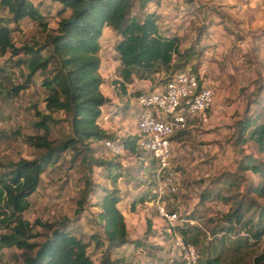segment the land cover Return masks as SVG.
<instances>
[{
  "label": "rangeland",
  "instance_id": "rangeland-1",
  "mask_svg": "<svg viewBox=\"0 0 264 264\" xmlns=\"http://www.w3.org/2000/svg\"><path fill=\"white\" fill-rule=\"evenodd\" d=\"M172 1L161 0L160 4L151 3L147 10L154 11L156 10L154 7L160 5L168 7ZM184 2V10L179 11L178 7L177 11L180 12L181 19L188 24L186 33L195 34V31L198 33L207 29L211 30L213 36L218 37L215 28L221 26L222 32L230 31L238 37L239 29L236 26L230 27L229 21L217 20L212 14L213 10H220L217 6L213 8L215 2L206 1L205 6L192 0ZM59 7V3L54 4L51 0H45L41 7L46 14L49 32L58 26ZM0 14L5 17L10 16L8 9L1 7ZM167 18L169 17L165 16L160 21L165 32H169L167 27L169 24L165 22ZM10 26L14 29L13 38L18 46L25 42L33 43L35 40L44 39L47 33L42 25L30 18L23 19L19 25L11 23ZM112 31L116 38L112 36L109 28H105L101 42L111 43L113 39L117 42L120 37L115 30ZM257 32L255 31V34ZM186 33L183 35V40L185 42L193 40ZM257 47H262L259 56L250 52L242 53L238 48L244 71L247 72L249 69L253 79L240 76L237 82L233 83L236 85L234 92L226 93L222 98L223 105L234 104V107L233 112H230L231 116L225 111L226 115L220 116L221 122H218L214 128L218 140L213 142L214 138L210 135L213 130L205 128L198 129L201 132L199 135H193L190 131L185 132L186 130L181 131L183 134L180 136H185L188 143L184 145L185 147L181 146L180 155L177 153L175 154L177 156L173 157V163L179 172L178 193L167 195L156 192L159 189L156 177L157 164L152 160V156L144 155L142 152L135 154L129 150L121 156H114L103 141L92 142L95 157L115 161L113 168L118 175L117 180L114 181L109 175L110 171L106 165L97 163L86 165L80 157L74 159L71 152L64 153L42 174L37 191L30 197V207L23 213L24 219L33 224L37 219L46 223V225H35L34 231L42 233L37 240L43 241L46 235L51 233V226H56L60 221L67 219L69 229L89 241L88 251L94 264H108L103 263V258L108 253V241L98 213L101 210V198L106 190L117 189L121 197L119 207L130 225L129 235L142 244L137 246L128 243L114 250L110 256L112 261L121 258L123 261L118 264H175L174 260L170 261V257H173L172 237L170 234L165 236L161 233L164 220L158 208L159 205H166L168 210L179 214L176 227L178 232L184 235L186 231L188 240L192 243L194 242L190 240L191 237L197 239L194 244L200 254V264H205L208 259L217 260L216 264H252L256 256L264 253V236L256 240L251 231L248 232L242 224L231 222L228 214L236 208L238 201L242 200L243 212L247 217L257 221L261 207L264 206V197L253 190H248L250 185L261 182L260 176L240 168V164L245 163L249 157L264 161V153L259 152L254 142L242 144L238 140L239 119L246 116L264 121V75H262L264 65L260 64V62L264 63V39L257 42ZM22 56L23 54L19 53L11 57L8 53L0 59L1 65L6 67L8 74L5 75L4 71L0 75V80L3 79L2 75L5 76L1 86L3 92L0 93L2 121L0 173L8 172L12 164L22 158L33 159L39 155L38 149L26 142V136L39 133L34 127L37 117L31 104L44 95L40 84L45 73L40 72L35 76L29 90L23 91L19 96H13L10 91L12 85L25 80L23 73L26 69L24 66L15 65V61ZM174 66L173 71L167 73L164 70L160 71L165 73L160 76L161 78H157L160 84H164L174 71L186 67L176 68V64ZM135 75L139 78L149 76L148 72L138 70ZM39 106L45 110L44 103H40ZM209 114L211 115V112ZM229 116L230 119L224 120V117ZM55 117L61 121L51 124L49 135L50 138L59 140L69 133V127L63 112L56 113ZM172 151L179 150L176 146L175 148L172 146ZM117 162L121 167L116 168ZM143 168H146L145 174ZM149 182L154 184L152 186L154 191L150 193L155 195V199L144 204L139 203L136 209L131 211V203L148 192ZM87 183H92L91 190L88 191L86 201L82 204V195L88 186ZM250 204L253 205L251 210L247 208ZM149 221L152 224L150 232L153 225L156 226L155 236L147 233ZM230 225L232 228L228 229ZM8 232H10L9 228L0 225V233ZM21 254L22 251L16 247H0V264H22Z\"/></svg>",
  "mask_w": 264,
  "mask_h": 264
},
{
  "label": "trees",
  "instance_id": "trees-1",
  "mask_svg": "<svg viewBox=\"0 0 264 264\" xmlns=\"http://www.w3.org/2000/svg\"><path fill=\"white\" fill-rule=\"evenodd\" d=\"M37 1L0 0V7L8 9L10 13L9 17L0 14V59L8 53L11 57L22 53L23 56L15 61V65L26 69L25 73L22 71L25 80L12 85V95L19 96L29 90L35 76L40 72L45 73L40 84L44 95L31 104L37 117L34 127L39 133L26 136V142L38 149L39 155L33 159L22 158L13 163L8 172L0 173V225L10 229L8 233H0V247L21 250L22 264H94L88 251L89 241L71 231L67 219L51 226V233L43 241H38L42 233L34 231L35 225L46 223L37 219L33 224L24 219L23 213L30 207V197L37 191L42 174L64 153L71 152L74 159L80 157L86 165H106L109 175L114 181L117 180L118 175L113 168L115 161L95 157L92 147V142L105 143L106 139L114 137L99 121L102 107L108 101L102 92L104 77L101 74V38L105 28L111 27L120 37L115 48L121 61V74L124 81L129 83L133 81L137 70L148 72L149 76L163 70L166 73L173 71L176 57H185L184 62L178 63L176 68L186 66L191 48L182 52L180 37L166 34L160 24V14L156 10H147L151 3L160 4L161 0H51L54 4H60L57 10L58 26L51 32L46 14L41 10L45 0ZM25 18L42 25L47 33L44 39L18 46L10 24L19 25ZM4 71L8 76L6 67L0 63V75ZM2 78L5 76L2 75ZM3 79L0 80V93L3 92ZM40 103H44L45 110L40 108ZM59 112L65 114L69 133L57 140L50 138L49 134L51 124L61 121L55 117ZM139 139L138 134L124 137L126 150L150 156L139 145ZM238 140L242 144L254 142L259 152L264 153V121L246 116L239 119ZM117 164L116 168L121 167ZM240 168L260 176L261 182L250 185L248 190L264 197V161L249 157L240 164ZM148 184V192L131 203V211L139 203L155 199V195L150 193L154 191V184ZM87 185L82 204L86 201L92 183ZM120 202L117 189H107L100 201L99 220L108 241V253L103 263L118 264L123 261L121 258L114 261L110 259L114 250L128 243L137 246L142 244L130 237L126 218L119 207ZM243 208V201H238L236 208L228 214V219L242 224L256 240H260L264 236V206L257 221L247 217ZM247 208L251 210L253 205ZM151 227L149 221L148 234ZM231 228L230 225L228 229ZM183 236L188 240L186 231ZM190 240L197 242L193 237ZM170 258L175 264H181L174 256ZM216 261L208 259L205 264H216ZM252 264H264V253L256 256Z\"/></svg>",
  "mask_w": 264,
  "mask_h": 264
},
{
  "label": "crops",
  "instance_id": "crops-1",
  "mask_svg": "<svg viewBox=\"0 0 264 264\" xmlns=\"http://www.w3.org/2000/svg\"><path fill=\"white\" fill-rule=\"evenodd\" d=\"M184 1L179 2L178 0H173L168 7L160 5L154 8L160 14L161 20L165 16L169 17L165 21L167 22L166 24H169L167 26L169 32L162 30L168 35L176 34L180 37L181 51L184 52L187 48H191L190 55L188 56L189 63L185 68L194 69L202 77L204 83L210 84L213 87L216 95L211 110L210 122L202 123L197 119H192L189 122V128L185 132L190 131L193 135H199L201 133L198 131L199 128L213 130L210 132V135L214 138L213 142H216L218 140V134H215L216 130L214 128L218 122H221L220 119L222 117L220 116L222 114L226 115L224 113L225 111L229 112V114L230 112L232 113L234 107V104L223 105L222 98L226 96V93L234 92L236 85L233 83H236L240 76L243 78L248 76L251 80L253 79L251 77L253 74L251 73V75L249 73V69L247 72L244 71V66L241 64L242 62L238 55L241 52H239L238 48L241 49L242 53L250 52L254 55H260L262 47H257V42L263 41L264 39V0H192L193 2L201 4V6H205L204 3L206 1L207 3L215 2L216 5L213 8L215 9L217 6L220 10H213L212 14H214L217 20L229 21L230 27L236 26L239 29L238 37L230 31L222 32L221 30L223 28L221 26L215 28L218 37L213 36L211 30L208 31L207 29L201 30L198 33L195 31V34L186 33L188 32V24L184 19H181L179 16L180 12L177 11L178 7L179 11L184 10ZM106 28H109L112 36L116 38L114 31H112L113 29L111 27ZM255 31L258 32L255 34ZM185 33L190 39L193 38V40L185 42L183 40ZM101 44V74L104 77L102 92L108 98V101L102 107V117L99 121L114 136L122 135L123 137H128L130 135H136L139 132L138 119L141 111L136 97L141 92L161 88L163 84H160L161 82H158L157 78L165 75V73L159 72L150 76L145 75L144 78H139L134 74L132 82H125L121 74V61L115 48L116 40L113 39L111 43L101 42ZM184 58L176 57L174 64L177 65L180 62H184ZM260 64L264 65L261 62ZM260 64L257 63V65ZM262 75H264V70ZM105 116H109V119L105 120ZM230 116L224 117V120H227V118L230 119ZM181 134L183 132L180 134L176 133L172 137V146L174 148L176 146L177 150H179L173 152V157L177 156L175 155L177 153L180 155L182 152L181 146L185 147L184 145L188 143L185 140V136H180ZM126 223L129 231L130 225H128L127 219ZM155 228L156 226L153 225V229L149 233L150 235L156 233ZM163 230L164 225L161 233L167 236V233ZM170 261L173 260L170 258Z\"/></svg>",
  "mask_w": 264,
  "mask_h": 264
},
{
  "label": "built area",
  "instance_id": "built-area-1",
  "mask_svg": "<svg viewBox=\"0 0 264 264\" xmlns=\"http://www.w3.org/2000/svg\"><path fill=\"white\" fill-rule=\"evenodd\" d=\"M141 107L138 119L139 145L156 161V177L160 194L174 195L179 191V172L173 163L172 137L189 128L197 119L209 123L215 92L210 84L192 69H179L170 74L161 88L137 95ZM105 120L109 116L104 117ZM2 121L0 120V127ZM107 149L115 155L127 150L122 135L105 140ZM164 231L172 237L174 258L181 264H200V254L194 243L186 240L177 230L179 214L166 205H159Z\"/></svg>",
  "mask_w": 264,
  "mask_h": 264
}]
</instances>
